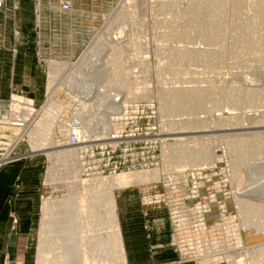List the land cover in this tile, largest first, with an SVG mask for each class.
I'll use <instances>...</instances> for the list:
<instances>
[{"label":"rangeland","instance_id":"374dc122","mask_svg":"<svg viewBox=\"0 0 264 264\" xmlns=\"http://www.w3.org/2000/svg\"><path fill=\"white\" fill-rule=\"evenodd\" d=\"M64 2L72 4L70 11L62 9ZM207 2L5 0L0 9V90L7 92H0V165L13 156L8 160H17L7 165L27 161V167H39L34 176L42 184L41 201L29 237L37 251L45 201L64 200L67 205L59 212L73 211L86 192L81 179L94 183L91 196L98 198L107 191L105 178L140 171L146 174L144 180L115 188L119 218L139 209L146 237L170 235L167 245L180 262L201 264L209 256L232 255L213 264H240L242 258V264H249L246 250L264 247V210L252 223L245 219L242 207L249 202L248 195V200L263 204H258L257 183V197L252 193L255 199L247 190L253 192V183L260 182L264 191V147L255 145L258 151L250 153L246 144L256 142L257 136V142L264 140L259 136L264 134V0H225L226 25L211 41L199 32L203 15L194 10ZM195 52H203V56L189 60ZM17 56L23 59L27 73L33 66L39 76L38 85L43 86L38 92L12 90L9 61ZM52 71L57 73L58 88L50 111L44 113L43 105L52 96L48 88ZM78 73L80 76L73 77ZM173 89L206 90L211 95L194 112H176L172 110L173 94L178 91ZM238 89L260 97L244 102L251 96L244 97L242 92L244 98L237 105L233 95ZM15 95L33 103L23 130L38 123L48 137L57 135L59 142L52 151L79 147L60 155L52 172L47 152H32L28 140H21L23 131L7 122L25 114L12 106ZM75 123L88 124L91 137L70 146L65 128ZM243 139L245 144L238 141ZM200 147V162L198 159V164L192 165L189 157ZM237 159L242 162L237 164ZM240 172L258 177L253 181L249 175L245 182L238 178ZM29 176L27 171L24 178ZM259 194L264 196V192ZM239 206L241 210H237ZM11 224L17 228L21 221L14 216ZM72 226L67 236L61 238L59 233L55 239L54 234L44 241L46 252L53 255L47 263L77 264L80 228L77 223ZM121 231L124 240L123 226ZM63 242H68L67 246L56 244ZM156 243L149 247L151 256L159 247Z\"/></svg>","mask_w":264,"mask_h":264},{"label":"bare ground","instance_id":"6f19581e","mask_svg":"<svg viewBox=\"0 0 264 264\" xmlns=\"http://www.w3.org/2000/svg\"><path fill=\"white\" fill-rule=\"evenodd\" d=\"M194 10L196 12V15L197 14L203 15V18L201 17L202 19L200 20V25H201L200 27L201 28L199 27L200 28L199 32L202 33V36H204L209 41L217 39L219 34L221 33V29H223L226 25V2H225V0H209V2H207L203 5H198ZM193 50H195V49H193ZM203 51H205V50H203ZM117 52H116V54H118ZM202 54H203V52H202ZM202 54L195 52V54L194 53L191 54V57H189L188 59L190 60L192 57L200 56ZM119 55H120V52H119ZM119 55L115 56V54H114L115 58L119 57ZM205 60H207V59H205ZM78 72L82 75L83 71H82V69H80ZM50 73H51V75H50V79H49V83H48V88L50 91V95L52 94V96L50 98H48L47 102L43 105L44 113H47L50 111V106L52 105V103L54 101L55 94H56L57 88H58L55 86V82L57 81V73L55 71H52ZM79 73L74 75L73 77H75V76L78 77V75L80 76ZM67 77H69V76H67ZM72 79H74V78H72ZM200 89H202V88H200ZM170 90H172V89H170ZM243 90L242 91L239 90L238 92L236 91V93L233 95V97H234L233 102L236 103L237 105L239 104V102H242L241 101L242 98L246 97V95L248 96V94H249V92L245 94V92H243ZM174 91H176V90H174ZM204 91H205V93H204ZM204 91L203 90L192 91V90L188 89V90H180L177 93H174L173 98L175 99V103L172 107L173 108L172 110L173 111L175 110L176 112H181V111L194 112L195 110L202 107V104L204 101H206L208 98H210L209 96L211 95V93L209 94V92L206 93V90H204ZM242 92L245 94L244 97H242L243 96ZM256 95H259V93ZM169 96L172 97V95H169ZM250 96H248V97H250L249 99H246L247 98L246 97L243 101L245 102V100H250L255 95H250ZM212 97H215V96L213 95ZM255 97H258V96H255ZM259 97H260V95H259ZM255 100H256V98H255ZM250 101H252V100H250ZM250 101H246V102H250ZM24 102L27 104H23ZM123 103L124 102H122V104ZM250 103H252V102H250ZM32 104H33L32 100H26L23 97L15 95V101H14L12 106L14 108H17V109H22L23 111H25V114L23 116H17L16 115L13 118L8 119L7 122L13 128H18V129L23 131L21 134V136H22L21 140H23L24 138H26L28 140L29 144L31 145L32 152H35V153L41 152V151L47 152L48 157L50 159V163H51L49 172H52L53 166L55 165L56 160L59 158L60 155L67 154L68 152L72 153L73 151H78L79 147H75L74 149H71V148L68 149L67 148L65 150L60 149L58 151L57 150L52 151V149L55 148L54 145L59 142V140L57 139V135L55 137H52V136L48 137L47 133L44 132V128H42L41 125H38V123H36V125L33 124L34 126L31 127L30 130L29 129L23 130L22 127L26 126V123L29 122V121L27 122V120L33 112V108L30 106ZM239 123H241V122H239ZM84 124H86V123H84ZM116 125H118V124H116ZM116 125H114V126H116ZM87 126H89V125L87 124ZM87 126L84 125L85 130H84L83 126H78V125L74 126L75 131L81 135L82 140H84V137H91L90 129ZM72 129H73V127L70 128V131ZM195 131H197V130H195ZM182 133H184V132H182ZM259 136L264 137V134H262V135L260 134ZM60 137H61V135H60ZM257 139H258V136H257ZM257 139H255L256 142L254 140H253V142L251 140H250L251 142H249V141L247 142V144H246V145H248L247 146L248 150H246L247 152L251 153L254 150H256L257 148L259 149V147H261V148L264 147V140H262V141L259 140L260 142L259 141L257 142ZM82 140H81L82 143L84 141H89L86 139L84 141H82ZM230 141H232V140H229V142ZM238 141L242 142V144H245V142H246V140H245V142H243L244 139L238 140ZM178 143L180 144V142H178ZM237 143L239 144V142H237ZM233 144H234V142H233ZM255 145H257L259 147L255 146ZM253 146H255L256 148ZM202 147H204V146H202ZM241 147H242V145H241ZM250 147L254 148V149L251 150ZM244 148H246V147H244ZM201 149L202 148L200 147L199 150L197 149L196 152H192V156L189 157V159H191V161H193L192 165H194V164L197 165L198 164L197 160L199 158L201 159V157H200L201 155L198 156V154H201V152H200ZM205 149L203 148V150H205ZM258 149H257V151H258ZM243 150L244 149H242V151H241L242 153H243ZM247 152L245 153V150H244V153L246 155H247ZM175 153H176V151H175ZM244 155H242L243 160H244ZM202 156H203V153H202ZM10 157L11 156H9L8 158H4L2 162L7 161L8 159H10ZM196 157H198V158H196ZM200 159H199V162H200ZM188 161H190V160H188ZM191 161H190V163H191ZM238 161L240 162L241 160L237 159V162H236L237 164H240L242 162L241 161L240 163H238ZM3 164H5V163H3ZM237 164H236V166H237ZM241 166H243V164L240 165V167ZM239 171H241V170H239ZM242 171H243V169H242ZM244 172L243 173L240 172L238 174V178L240 180L245 179V182H246V178H248L250 174L247 177V175H246L247 173L245 174ZM144 175H146V174H144L143 171H140V172H122V173H119V174L112 176L111 178H105L103 185L104 186L106 185L105 187H106L107 191L104 192L105 196L104 197L102 196L103 198L102 197L95 198V196H91V194H93V193L91 192L90 189L93 188L92 185H94V183L90 180H87V179H81L79 182L85 183V184H83L84 185L83 189L86 192L85 193L82 192V194H83L82 199L79 202V204H77L76 208H74L73 211H71L70 209L67 208L66 210L62 211V213L59 212V208L64 207L66 204V201L64 202V200H61V201L60 200L59 201H57V200L56 201H50V200L45 201L43 203V206H42L43 215H42V220H41L42 224H41V228H40L41 239L39 242L38 264H49L46 262V260L50 259L48 257L52 258V256H53V255H50L48 252H46V250H45L46 245H45L44 241H48V237H53L54 234H55V239L58 237L59 233L61 235V238H63L64 236H67L69 234L68 231L71 228H73V226H72L73 223L79 224V228H80V232H79V235H80V247H79V249L80 250L77 251L79 256H78V259L75 263H77V264H127V255H126V251H125V245H124V240H123L121 225H120L121 223H120V218L118 215V207H117V202H116V198H115V188L116 187L118 188V186H124V185H128L130 183L131 184L135 183L141 179L144 180V178H145ZM254 175L255 174H253V176ZM250 176L252 177V175H250ZM244 177H246V178H244ZM251 177H250V179H251ZM257 177L258 176H254V178L252 177L253 178L252 180L256 181L255 179H257ZM99 178L100 177H97V179H99ZM252 180H250L249 182L251 183ZM247 183L246 184L244 183V184L246 186L248 184L250 186L252 185L250 183H248V184ZM256 183L259 186V188L262 190L261 186L259 185L260 182L259 183L258 182L253 183V185L251 186L253 188V192L252 191L249 192L250 190H247L244 187L243 188L248 191L247 193H250V194L254 193L255 194L254 190H256L257 188L254 189V187L256 186L254 184H256ZM249 185L247 187H250ZM258 186H256V187H258ZM259 188L257 190H260ZM246 190L244 191L245 193H246ZM257 190H256V193L259 195V199H261V201L262 200L264 201L263 194L261 197L259 194V193H262L264 191L262 190V192H261V190H260V192L258 193ZM247 193L244 194V196H246ZM254 194H252L253 195L252 197L255 199L256 194L255 195ZM248 196L246 197L247 198L246 200L249 202H247L245 204V206L242 205V207H243V210L246 211L245 212V219H247L248 221H251L253 223L256 221V219H258L260 217L261 212L264 210V202L259 201L258 204L259 203H263V204L257 205V200L254 202L251 199L248 200L249 199ZM91 197H94V198H91ZM256 197H257V195H256ZM250 198H251V196H250ZM246 200H245V202H246ZM237 204H240V203H237ZM237 210H241L240 206H239V209H237ZM59 221L60 222L64 221V224L63 223L59 224L60 223ZM255 227L259 228V225H256ZM256 236H260V235H256ZM247 239H248V237H247ZM247 242H249V241H246V243ZM243 243H244V241H243ZM56 244L67 246L68 242L56 243ZM215 246H217V245H215ZM246 251H247L246 256L248 258L247 262L249 264H264V258H262L263 253H264V247H257V248H253V249L246 250ZM239 255H241V254L239 253ZM229 256L230 255H226L224 257L225 258L227 257L229 259ZM224 257H220L219 255H213V256H209L207 258L202 259L200 263L201 264H213L215 262H219V260H221ZM234 257H236V256H234ZM234 257H233V259H234ZM236 259H239V258L237 257ZM236 259H234V261ZM240 261H239L240 264L245 263L244 260H242L241 262ZM232 263H233V260H232ZM229 264H231V263H229Z\"/></svg>","mask_w":264,"mask_h":264},{"label":"crops","instance_id":"0c3cea01","mask_svg":"<svg viewBox=\"0 0 264 264\" xmlns=\"http://www.w3.org/2000/svg\"><path fill=\"white\" fill-rule=\"evenodd\" d=\"M21 57L23 58V52ZM10 62L13 73L12 90L26 89L28 92H38L39 88H42L43 85H38L40 79L33 71V66L28 68L27 73L20 57H12ZM21 77H24L22 81ZM21 162L19 165L11 166L7 163L0 167V264H37L39 251L29 244V237L38 215L42 184L38 182V177L34 176L36 171L39 173V167H27V161ZM20 164L24 166L21 167ZM27 171L31 178L26 180L24 175ZM14 216L21 221L17 228L11 224ZM120 220L124 232L127 264H185L179 261L175 251L167 245L170 235L162 233L161 236L153 234L152 239L146 237L145 231L140 227L144 217L139 209L123 213ZM153 243L159 247L151 256L149 247ZM163 244L166 247H163Z\"/></svg>","mask_w":264,"mask_h":264},{"label":"built area","instance_id":"2783aa9c","mask_svg":"<svg viewBox=\"0 0 264 264\" xmlns=\"http://www.w3.org/2000/svg\"><path fill=\"white\" fill-rule=\"evenodd\" d=\"M5 7V0H0V9H3ZM71 8H72V4L71 3H69V2H64L63 4H62V9L63 10H65V11H70L71 10ZM14 52H15V55H17V53H18V49L17 48H15L14 49ZM77 76H75V78H76ZM77 85H79V84H77ZM72 87V86H71ZM72 89V88H71ZM71 91V90H70ZM72 124V123H71ZM71 124L70 125H68L65 129H66V131L67 132H65L66 133V137H67V140H68V144L70 145V146H76V145H79L80 143H81V135L79 134V133H77L76 131H75V128L73 127V129L70 131L69 129L71 128ZM74 124V123H73ZM80 126L79 124H76L75 123V126ZM14 160H17V159H14ZM14 160H8V161H6L5 163L7 164V163H10V162H12V161H14ZM3 166V164L2 165H0V167H2Z\"/></svg>","mask_w":264,"mask_h":264}]
</instances>
